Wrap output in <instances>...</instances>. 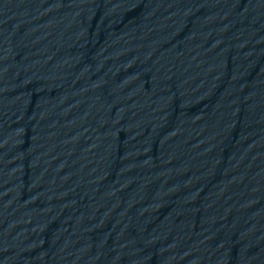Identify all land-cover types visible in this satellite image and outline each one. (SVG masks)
<instances>
[{
	"label": "water",
	"instance_id": "1",
	"mask_svg": "<svg viewBox=\"0 0 264 264\" xmlns=\"http://www.w3.org/2000/svg\"><path fill=\"white\" fill-rule=\"evenodd\" d=\"M0 264H264V0H0Z\"/></svg>",
	"mask_w": 264,
	"mask_h": 264
}]
</instances>
